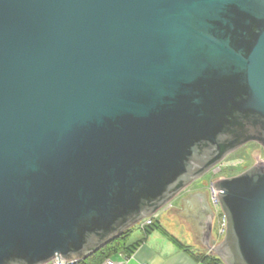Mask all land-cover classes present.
I'll list each match as a JSON object with an SVG mask.
<instances>
[{
	"label": "water",
	"instance_id": "water-1",
	"mask_svg": "<svg viewBox=\"0 0 264 264\" xmlns=\"http://www.w3.org/2000/svg\"><path fill=\"white\" fill-rule=\"evenodd\" d=\"M252 141L264 0H0V264L86 259ZM212 189V250L264 264V162Z\"/></svg>",
	"mask_w": 264,
	"mask_h": 264
},
{
	"label": "crops",
	"instance_id": "crops-1",
	"mask_svg": "<svg viewBox=\"0 0 264 264\" xmlns=\"http://www.w3.org/2000/svg\"><path fill=\"white\" fill-rule=\"evenodd\" d=\"M201 199L203 200L202 208L201 210L196 209L193 202ZM182 200V204L178 205L176 208L172 203L164 207V210L169 212V214L165 216V220H162L163 217L159 214L154 216L159 218L164 227L184 243L196 250H204V252L213 254L212 248L222 235L220 233L221 219H219L217 224L215 221L217 219V212L214 208L215 204L213 203L211 192L208 195L204 191H198L188 197H183ZM186 212L195 214L193 216L196 217V219H194L196 223L193 222L194 220L185 217ZM174 217L180 219L178 223L177 220L174 221V223L176 222L181 225V228H179L180 230H177L180 233H174L168 229L163 222H170ZM187 230H192L193 233L191 234L193 238H180L181 234L187 233ZM143 238L144 233L141 230L140 236L132 242ZM125 256L127 255L119 254L114 256L113 259H124V264H204L203 262L195 260L190 254L180 249L160 231H154L148 234L131 256H127V259H125Z\"/></svg>",
	"mask_w": 264,
	"mask_h": 264
},
{
	"label": "rangeland",
	"instance_id": "rangeland-1",
	"mask_svg": "<svg viewBox=\"0 0 264 264\" xmlns=\"http://www.w3.org/2000/svg\"><path fill=\"white\" fill-rule=\"evenodd\" d=\"M264 162V147L258 143V142H249L245 145H243L242 147L238 148L237 150H235L234 152H232L231 154H229L221 164L217 165L213 170H210L207 174H205L204 176H202L201 178L197 179L196 181H194L190 186H188L185 190H183L176 198H174L171 203L172 205L176 208L178 207V205L182 204V199L183 197H188L191 194H194L195 192L198 191H204L206 194L209 195V193L211 192V183L216 181L219 178H224V177H231V176H235L238 175L244 171H246L247 169H249L250 167H252L253 165L257 164V163H261ZM195 204V208L196 209H200L202 208L203 205V200H195L193 202ZM212 204V203H211ZM215 207V211L217 212V222L219 221V219H221L220 213L222 212L220 206H216ZM194 208V209H195ZM168 211L164 210V207L161 208L157 214L161 215L160 217L162 218V220H165V216L169 214ZM192 212L185 214V217L187 219L190 220H194L196 219V217H194ZM177 220L180 221V219H178L177 217H174V219H172L170 222L169 221H163L165 226L170 229L171 231H173L174 233H180L177 230L179 228H181V225L177 224L176 222L174 223V221ZM143 221L139 222L138 224H136L134 227V232L132 235V241L136 240L140 234H141V223ZM193 222L196 223V221L194 220ZM180 230V229H179ZM192 230L188 231L186 234H181L180 238L183 239V237H187V238H193L192 236ZM223 235L220 237V239L218 240V242H220L223 239ZM204 249V248H203ZM204 252V250H203ZM212 253L215 254V252L212 250Z\"/></svg>",
	"mask_w": 264,
	"mask_h": 264
},
{
	"label": "trees",
	"instance_id": "trees-1",
	"mask_svg": "<svg viewBox=\"0 0 264 264\" xmlns=\"http://www.w3.org/2000/svg\"><path fill=\"white\" fill-rule=\"evenodd\" d=\"M223 215V212H221V218L223 217ZM134 229L135 227L129 228L128 230L111 240L108 244L94 252L92 255L88 256L86 259L71 264H103L107 259L113 258L114 256L119 254L131 256L141 245L145 237L154 231H160L172 242H174L180 249L190 254L197 261L203 262L204 264H226L219 255L196 250L190 245L181 241L178 237L169 232L164 227L161 220L156 216L152 217V222L150 224H147L143 227L140 226V229L144 233L143 239L132 242L131 238Z\"/></svg>",
	"mask_w": 264,
	"mask_h": 264
},
{
	"label": "built area",
	"instance_id": "built-area-1",
	"mask_svg": "<svg viewBox=\"0 0 264 264\" xmlns=\"http://www.w3.org/2000/svg\"><path fill=\"white\" fill-rule=\"evenodd\" d=\"M213 191H211V195H212V200L213 203L218 206V191L212 189ZM152 222V217L146 218L143 220V222L141 223V227L150 224ZM226 229H227V220L225 218V216L223 215V217L221 218V222H220V233L221 235H225L226 233ZM125 259H127V256H125ZM125 260H116L113 258H109L107 259L103 264H124ZM46 264H71L68 261H65L63 259H59V258H54L53 260L49 261Z\"/></svg>",
	"mask_w": 264,
	"mask_h": 264
},
{
	"label": "flooded vegetation",
	"instance_id": "flooded-vegetation-1",
	"mask_svg": "<svg viewBox=\"0 0 264 264\" xmlns=\"http://www.w3.org/2000/svg\"><path fill=\"white\" fill-rule=\"evenodd\" d=\"M252 142H254V141H252ZM246 144H247V143H246ZM214 168H215V167H214ZM214 168H213V169H214ZM213 169H211V170H213ZM208 172H209V171H208ZM208 172H207V173H208ZM207 173H206V174H207Z\"/></svg>",
	"mask_w": 264,
	"mask_h": 264
}]
</instances>
